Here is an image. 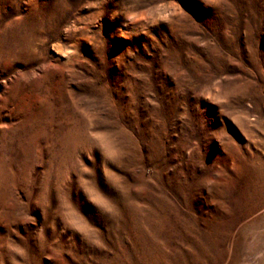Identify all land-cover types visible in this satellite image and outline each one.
I'll list each match as a JSON object with an SVG mask.
<instances>
[{
  "label": "rangeland",
  "instance_id": "rangeland-1",
  "mask_svg": "<svg viewBox=\"0 0 264 264\" xmlns=\"http://www.w3.org/2000/svg\"><path fill=\"white\" fill-rule=\"evenodd\" d=\"M0 264H264V0H0Z\"/></svg>",
  "mask_w": 264,
  "mask_h": 264
}]
</instances>
